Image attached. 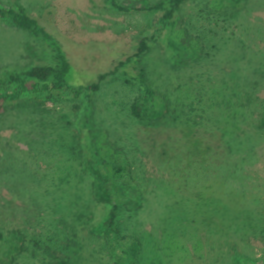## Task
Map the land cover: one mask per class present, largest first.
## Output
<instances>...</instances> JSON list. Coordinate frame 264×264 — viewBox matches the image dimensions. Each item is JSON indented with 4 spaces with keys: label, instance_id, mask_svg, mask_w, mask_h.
Listing matches in <instances>:
<instances>
[{
    "label": "rangeland",
    "instance_id": "obj_1",
    "mask_svg": "<svg viewBox=\"0 0 264 264\" xmlns=\"http://www.w3.org/2000/svg\"><path fill=\"white\" fill-rule=\"evenodd\" d=\"M17 1L61 42L79 73L76 81L93 82L100 74H109L146 39L149 51L144 65L154 87L163 90L171 66L156 41L161 29L159 12L117 13L106 7L105 0ZM142 1L155 4L159 0ZM210 1L188 0L178 18L177 27L189 30L186 42L203 39L211 51L210 58L181 71L178 82L190 88L198 110H218L211 102L212 89L237 84L239 96L251 97L239 125L248 130L246 126L255 123L264 109V0H242L227 7L226 12L235 15L228 23L210 8ZM51 63L53 57L41 41L0 18V75L4 69ZM91 100V122L106 135L116 166L124 168L126 197L119 222L134 217L142 231L153 232L157 217L169 211L167 199L156 186L165 177L138 148L134 127L139 122L131 106H140L147 120L154 116L139 87L117 74H109ZM85 106L84 96L64 94L50 101L9 102L0 113V233L4 237L0 264H41L43 258L33 240L50 236L59 239L51 249L57 256L71 238H77L87 254L93 248L102 250L90 257L92 264H117L105 242L108 194L85 149L80 124ZM251 130L255 132L249 145H233L242 157L241 163L237 158L238 173L227 183L234 221L223 213L216 222L230 225L222 238L223 264H264V130L255 126ZM134 190L142 196H132ZM127 196L141 206L135 215L127 212L131 205ZM209 235L202 233L200 251L189 244L191 259L186 264H213L222 254L217 239Z\"/></svg>",
    "mask_w": 264,
    "mask_h": 264
},
{
    "label": "trees",
    "instance_id": "obj_2",
    "mask_svg": "<svg viewBox=\"0 0 264 264\" xmlns=\"http://www.w3.org/2000/svg\"><path fill=\"white\" fill-rule=\"evenodd\" d=\"M187 1L159 0L155 4H147L141 0L121 4L118 0H105L106 7L113 12L156 11L161 15V29L157 32L156 41L162 44L171 66L163 90L154 87L151 74L144 65L149 51L146 39L138 43L133 55L120 61L109 73L136 84L148 104L149 112L154 116L147 120L140 106H131V114L139 122L134 127L138 148L157 172L165 177L156 186L167 199L169 211L157 217L153 232L142 231L134 217L128 216L127 222H119V213L126 197L123 190L124 181L126 183L124 168L116 166L114 152L106 135L98 132L91 122V94L99 90L100 83L109 74H100L93 82L76 81L79 73L70 62L63 45L41 21L17 0L11 4L0 2V18L41 41L53 57L51 64L2 71L0 113L7 103L24 98L50 101L64 94L73 98L85 97L86 106L80 124L85 136L86 153L97 166L100 181L108 194L110 209L105 221V242L117 257V264H186L191 259L189 244L196 252L203 249L201 235L204 232L216 238L215 241L221 245L222 254L215 258L213 264H223L221 261H225V247L222 238L230 225L216 222L223 213L231 222L235 218L231 211L233 208L228 207V204L233 203H229L227 183L238 173V159L241 163L242 157L235 152L237 149L233 145H249L255 132L251 130L252 126L264 130V109L255 123L246 126L248 130L239 127L251 97L248 94L239 96L237 84L226 83L212 89L211 102L218 110H198L190 88L178 82L181 71H187L190 64L211 57V51L207 50L203 39L186 42V32L189 30L177 27ZM241 1L211 0L210 8L217 11L218 16L223 15L225 23H228L235 15H229L227 7ZM130 181L131 178L127 179L129 185ZM137 192L134 190L132 196H142ZM130 197L127 196L128 199ZM140 207L133 198L131 205L127 206V212L135 215ZM233 207L238 208L235 205ZM58 240L56 236L33 240L35 251L41 252V264H92L90 257L102 253V250L93 248L87 254L77 238H71L61 248L62 254L57 256L53 252L55 250L51 249L58 244ZM3 241L4 237L0 233V242ZM9 264L15 263L12 261Z\"/></svg>",
    "mask_w": 264,
    "mask_h": 264
}]
</instances>
